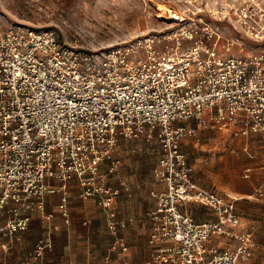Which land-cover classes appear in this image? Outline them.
<instances>
[{
	"label": "built area",
	"instance_id": "obj_1",
	"mask_svg": "<svg viewBox=\"0 0 264 264\" xmlns=\"http://www.w3.org/2000/svg\"><path fill=\"white\" fill-rule=\"evenodd\" d=\"M158 6L154 16L162 27L101 53L66 45L53 30L0 21V208L15 204L9 233L26 228L20 211L37 208L50 219L47 193L61 194L57 207L68 223V181L76 177L80 198L101 195L113 237L109 254L124 252L117 233L124 224L111 210L118 190L104 176L97 182V174L101 162L109 172L116 169L118 136L156 135L158 188L147 214L151 264H242L250 257L252 234L238 230L239 196L199 185L181 145L206 120L264 144V0H172L162 6L173 18ZM240 35L254 44L250 51ZM260 170L263 186L264 161ZM246 172L249 178L252 169ZM262 186L255 195L263 194ZM191 204L214 219L197 221L187 211ZM214 237L235 243L210 245ZM52 245L47 235L30 256L42 264Z\"/></svg>",
	"mask_w": 264,
	"mask_h": 264
},
{
	"label": "rangeland",
	"instance_id": "obj_2",
	"mask_svg": "<svg viewBox=\"0 0 264 264\" xmlns=\"http://www.w3.org/2000/svg\"><path fill=\"white\" fill-rule=\"evenodd\" d=\"M171 1L0 0V21L5 25L53 30L66 45L87 53H101L150 28L162 27L164 23L154 16V5H169ZM232 34L230 32L225 35ZM240 36L246 44V50L250 51L254 44L244 35ZM187 124L195 125V122L189 121ZM133 139L118 136L114 155L119 158V163L112 172H109V165L102 168L96 181L100 182L99 176H104L105 182H108L124 175L129 181L137 179L138 184L145 187L150 195V191L155 190L152 168L160 156L159 140L156 135L150 141L138 138L133 142ZM263 146L257 135L246 137L232 131L219 130L211 120H206V127L201 128L195 138L184 139L181 145L199 185L222 194L239 196L236 209L243 218V231L252 234L250 257L245 261L246 264H264V194H254L256 188L263 183L259 169L264 161ZM247 168L252 169L249 178H245ZM249 194L254 196H247ZM189 206L187 211L197 221L214 219L213 213L208 209L196 204ZM108 241L110 246L112 238ZM221 241L228 240L225 237H214L210 245L219 246ZM227 243L222 246H228ZM82 247L77 245L76 249L79 251ZM105 250L97 251L100 261L94 264H126L116 260V251L109 254V247H105ZM146 250L149 260L137 259L143 253V249H137L135 259L127 258V264H151L155 246L147 244ZM107 255L109 258L105 259ZM76 256L79 257L80 252Z\"/></svg>",
	"mask_w": 264,
	"mask_h": 264
},
{
	"label": "crops",
	"instance_id": "obj_3",
	"mask_svg": "<svg viewBox=\"0 0 264 264\" xmlns=\"http://www.w3.org/2000/svg\"><path fill=\"white\" fill-rule=\"evenodd\" d=\"M138 138L146 139L145 136ZM138 138H134L132 141L134 142ZM151 139H146V141ZM106 165H108L107 162H101L100 170ZM77 183L76 177H72L68 181V223L64 221L57 207L61 196L58 192L47 193L43 198L44 213L51 214L49 220H45L37 208L18 213V217H28V223L24 230L9 233L6 227L8 221L15 217L11 212L15 204L0 208V264H38L29 254L33 245L39 240L45 239L47 235L50 237L53 249L45 251L41 260L42 264H78V261L80 264H94L100 261L97 251L105 252V247H109L108 239H113L106 225L107 212L98 204L101 195L80 198ZM107 185L118 190L111 210L115 213L118 221L124 224L123 227H118L117 233L127 246L124 252L116 255V260L127 264L128 259H135L137 249H143V253H140L137 259L140 261L149 260V253L146 250L149 226L147 214L155 205V199L151 195L152 191L148 195L145 187L140 186L137 179L129 181L124 175L108 180ZM156 188L158 185L155 183ZM238 230L243 231L242 217ZM227 240L221 241L219 245H225L227 242L228 245H234L233 240ZM77 245L83 247L78 251ZM77 252H80L79 257L76 256Z\"/></svg>",
	"mask_w": 264,
	"mask_h": 264
},
{
	"label": "bare ground",
	"instance_id": "obj_4",
	"mask_svg": "<svg viewBox=\"0 0 264 264\" xmlns=\"http://www.w3.org/2000/svg\"><path fill=\"white\" fill-rule=\"evenodd\" d=\"M158 9L160 10V14L162 16H166L167 18H173V12L172 11H169L168 8H166L165 6H162V5H159L158 6Z\"/></svg>",
	"mask_w": 264,
	"mask_h": 264
}]
</instances>
